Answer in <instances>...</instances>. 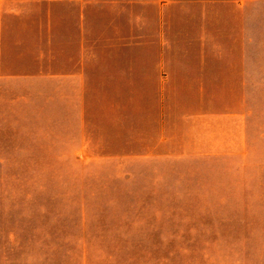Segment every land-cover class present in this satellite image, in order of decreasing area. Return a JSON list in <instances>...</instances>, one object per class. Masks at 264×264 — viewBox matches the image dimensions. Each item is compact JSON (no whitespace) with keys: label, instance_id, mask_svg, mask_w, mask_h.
Instances as JSON below:
<instances>
[{"label":"rangeland","instance_id":"1","mask_svg":"<svg viewBox=\"0 0 264 264\" xmlns=\"http://www.w3.org/2000/svg\"><path fill=\"white\" fill-rule=\"evenodd\" d=\"M0 264H264V0H0Z\"/></svg>","mask_w":264,"mask_h":264},{"label":"crops","instance_id":"2","mask_svg":"<svg viewBox=\"0 0 264 264\" xmlns=\"http://www.w3.org/2000/svg\"><path fill=\"white\" fill-rule=\"evenodd\" d=\"M33 2H37V0H32ZM51 14L50 13H48V15H47V18H49V16H50ZM80 20H79V24H80V30H81V38H83V36H84V30H83V18H84V13H83V11H81V14H80ZM50 20V19H49ZM81 62V64H83V57H81V60H80ZM67 75H69V73H66ZM54 75H56L55 73H53V72H48V74H45V75H43V76H54Z\"/></svg>","mask_w":264,"mask_h":264}]
</instances>
